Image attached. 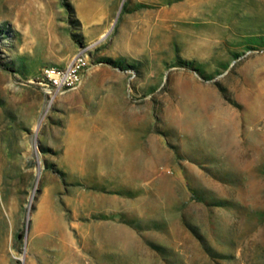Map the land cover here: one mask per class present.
<instances>
[{
  "label": "rangeland",
  "instance_id": "1",
  "mask_svg": "<svg viewBox=\"0 0 264 264\" xmlns=\"http://www.w3.org/2000/svg\"><path fill=\"white\" fill-rule=\"evenodd\" d=\"M0 264H264V0H0Z\"/></svg>",
  "mask_w": 264,
  "mask_h": 264
},
{
  "label": "built area",
  "instance_id": "2",
  "mask_svg": "<svg viewBox=\"0 0 264 264\" xmlns=\"http://www.w3.org/2000/svg\"><path fill=\"white\" fill-rule=\"evenodd\" d=\"M89 67L88 55L79 53L64 67L50 66L44 68L37 79V83L54 92L76 89L83 83Z\"/></svg>",
  "mask_w": 264,
  "mask_h": 264
}]
</instances>
